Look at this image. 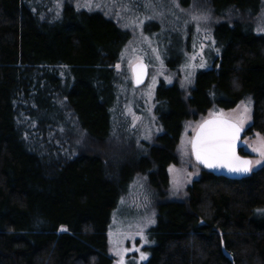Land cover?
Returning <instances> with one entry per match:
<instances>
[{"label":"trees","instance_id":"obj_1","mask_svg":"<svg viewBox=\"0 0 264 264\" xmlns=\"http://www.w3.org/2000/svg\"><path fill=\"white\" fill-rule=\"evenodd\" d=\"M206 1L218 16L258 15L262 6ZM39 16L25 0H0V264H112V211L137 172L150 174L158 190L168 187L186 120L248 98L251 130L264 137V32L247 16L216 23V55L196 72L189 94L176 84L155 90L161 132L144 147L147 156L113 164L84 146L75 150L66 132L73 125L102 151L130 34L68 4L56 21ZM171 57L173 69L181 56ZM199 167L184 200L157 205L155 244L143 264H264V166L241 178Z\"/></svg>","mask_w":264,"mask_h":264},{"label":"rangeland","instance_id":"obj_2","mask_svg":"<svg viewBox=\"0 0 264 264\" xmlns=\"http://www.w3.org/2000/svg\"><path fill=\"white\" fill-rule=\"evenodd\" d=\"M25 2L38 10L39 18L45 21L59 19L64 6L68 4L77 10L102 13L129 32L130 39L123 47L116 64L119 69L116 67L109 140L102 146L101 151L95 140L90 139L88 142L73 125V131L66 132L71 134L70 145L75 150L84 146L86 153L109 156L113 164L121 159L136 165L140 161L137 156H147L144 147L153 144L155 137L161 132L156 118V88L160 83L176 84L185 95L189 94L196 72L209 67L211 58L216 55L212 39L213 26L222 20H230V17L248 15L227 12L218 16L206 0H190L189 3L186 0ZM250 17L255 28L264 32V0L258 15L246 18ZM169 54L172 56L170 62H176L174 58L181 56L173 69L166 64ZM136 61H143L148 65L147 81L140 87L134 86L131 73V65ZM251 111L252 103L247 98L235 108L221 109L214 106L205 114L186 120L175 150L176 162L168 168L167 188L158 190L151 183L150 174L137 172L133 176L124 196L111 214L107 238L112 264H120L121 256L123 264L145 263L151 254L150 248L155 244L150 231L158 223L157 205L171 199L184 200L188 185L200 177V167L193 159L190 143L198 125L208 117L222 114L221 116L234 120L244 117L243 125L247 126L251 123ZM57 129L65 133L62 127ZM124 249L128 251L124 252ZM141 254L144 258H141Z\"/></svg>","mask_w":264,"mask_h":264},{"label":"snow or ice","instance_id":"obj_3","mask_svg":"<svg viewBox=\"0 0 264 264\" xmlns=\"http://www.w3.org/2000/svg\"><path fill=\"white\" fill-rule=\"evenodd\" d=\"M176 7H179V4H176ZM194 19L200 18L194 17ZM116 67L119 69V65H116ZM143 70V65L134 69V71H137V83L142 80ZM243 123L244 117L233 121L208 120L204 122L197 137L190 141L196 159L210 169L226 168L229 172L241 174L251 172L253 161L241 159L236 154V145L239 134L243 129ZM260 155L264 157V152H261ZM255 163L259 165L261 161L257 160ZM61 230L65 231L66 229ZM123 251L127 252L128 249ZM141 258H144L143 254H141ZM120 264H123V256L120 258Z\"/></svg>","mask_w":264,"mask_h":264},{"label":"water","instance_id":"obj_4","mask_svg":"<svg viewBox=\"0 0 264 264\" xmlns=\"http://www.w3.org/2000/svg\"><path fill=\"white\" fill-rule=\"evenodd\" d=\"M143 65L144 66V70H143V74H142V80L141 82L137 83V71H134V69H137L138 66ZM131 73H132V78H133V84L136 87H140L143 86L148 78V65L147 63L143 62V61H136L131 65ZM208 120H218V121H222V120H227V121H233V119L226 117V116H213L210 118L205 119L198 127L197 131L195 132L192 141L197 137V134L201 131V125L204 124V122L208 121ZM243 133H244V128L242 129V131L239 134V140L237 142L236 145V154L244 160H250L249 158L243 156L240 154V150H242V148L245 145L244 140L242 139L243 137ZM191 151H192V146H191ZM192 156L195 160L196 163H198L200 166H202L203 168H205L206 170L216 174V175H221V176H225V177H230V178H241L244 177L246 175H248L249 173L246 174H241V173H233V172H229L226 168H216V169H210L205 167L202 163H200L197 159L196 156L194 154V152L192 151Z\"/></svg>","mask_w":264,"mask_h":264},{"label":"flooded vegetation","instance_id":"obj_5","mask_svg":"<svg viewBox=\"0 0 264 264\" xmlns=\"http://www.w3.org/2000/svg\"><path fill=\"white\" fill-rule=\"evenodd\" d=\"M214 51H216V50H214ZM250 122L252 123V119ZM251 123L247 126L243 125V128H244L243 140L245 142V145L242 149V151H243L242 153H243V156H245V157L249 158L251 161H253V166H252V170H251V171H253V170L259 169L260 167L264 166V157H262L260 155L261 152H264V142H263L264 137L260 136L259 134L255 133L253 130H251ZM198 127H199V125H198ZM198 127H197V129H198ZM197 129H196V131H197ZM195 132H194V134H195ZM257 160L261 161V163L259 165H257L255 163Z\"/></svg>","mask_w":264,"mask_h":264}]
</instances>
